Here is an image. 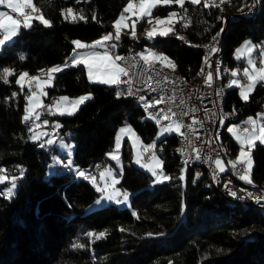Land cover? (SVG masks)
<instances>
[{
	"label": "trees",
	"instance_id": "16d2710c",
	"mask_svg": "<svg viewBox=\"0 0 264 264\" xmlns=\"http://www.w3.org/2000/svg\"><path fill=\"white\" fill-rule=\"evenodd\" d=\"M126 2L33 0L52 26L45 27L34 19L31 28L21 27L14 40L0 50V71L10 67L16 73L8 84L0 80V167L7 169L9 178L18 177L11 198L4 194L10 183L0 184V264H264V214L253 204L224 203L217 192L204 189L203 180L192 183L189 170L181 179L180 134L156 140L154 148L169 179L154 184L149 172L131 163L130 148L124 142L117 185L131 192L130 205L119 208L107 203L85 210L99 192L91 179L77 173L97 164L104 168L120 124L129 123L145 143L155 136L157 126L141 117L142 111L126 96L122 83H94L83 64L55 73L46 101L84 92H89L91 99L72 115L43 113L50 121H59L60 134L70 130L76 169L71 166L73 170L65 172L59 165L45 175L49 151L27 137L29 123L23 121V114L28 85L21 89L15 80L20 72L40 73L46 67L63 64L74 52L75 39L90 42L111 31ZM251 2L255 3L252 13L240 15ZM69 7L74 15L82 14L86 19H65ZM169 11L177 13V20L167 36L143 38L141 29L135 38L121 33L120 40H114L116 55L147 45L169 56L175 65L173 71L195 85L202 59L198 47L218 32L223 62L230 67L236 63L231 55L241 41L260 43L264 39V0H225L208 7L202 0L199 5L185 0L183 9L176 4L158 5L152 14ZM118 91L124 93L119 98ZM224 106L237 109L235 121L239 123L264 109V82L256 84L247 101L237 86L229 87ZM223 139L233 155L238 145L227 131ZM251 156V185L264 189V144L256 141ZM90 232L106 235L96 239L87 235Z\"/></svg>",
	"mask_w": 264,
	"mask_h": 264
},
{
	"label": "snow or ice",
	"instance_id": "6c2138e0",
	"mask_svg": "<svg viewBox=\"0 0 264 264\" xmlns=\"http://www.w3.org/2000/svg\"><path fill=\"white\" fill-rule=\"evenodd\" d=\"M77 3L80 2V0H76ZM190 2L194 5H199L201 0H190ZM225 0H220V3H224ZM172 4L178 5L181 9L185 6V0H138V3L136 0H129V3L126 7H124L123 12L120 14L119 18L114 22L113 28L115 29L114 33H107L103 35L100 39H97L91 44H85L82 43L79 40H74L73 44L75 45L76 49H91L92 51L88 52L87 55H78L75 51L71 56L68 57L67 60L62 65H56L53 67H50L46 70V79L41 80L38 76H30L27 72H20L17 76V79L15 80V83L17 85H20L21 89L24 87V83L27 78V84H28V92L29 95H27L28 100V107L25 108V114L23 116V121L25 123H29L30 121H33L32 127L29 129V131L33 132V135L31 136V139L36 140L38 139V135L35 132V129L39 127V125L35 124V120L40 119V114L36 112L35 110L37 108H46L49 114H55L53 112V109H55L56 112H58L60 115H72L74 114V111L78 109V107L83 104L86 100L91 99V96H81L76 100L69 101V98L67 96H61L58 100H56L52 105H44L41 102L40 97L42 95H46L44 92V87L47 85H50L52 80L54 79L55 73H58L60 71H63L64 68L69 66H77L80 64H83L84 67L88 70V78L92 82H98L103 84H109V85H117L119 86L121 83H128V95H132V88L131 84L132 81H122L121 76L128 77L130 75L128 69L125 67H121L119 61H124V57L119 55H112L109 52V47L114 48L115 45L111 44L109 45V42L112 40H120L121 38V26L124 25V27H127V24H125L126 19H130L131 15H136L137 20L132 21V37L135 38V25L136 23L142 19L145 16L150 17L148 20V23H152V11L155 7L158 5L160 6H171ZM0 6H4L7 9L10 10L11 13L15 14V17L11 15L8 11H0V50H2L7 44L11 43L14 38L19 34L21 27L23 28H31L33 26V20H39L41 24H43L45 27H51L52 23L50 20L45 19L43 14L41 13V10L36 7V5L33 3V0H0ZM209 6V0H205L204 7ZM216 7H219V4L215 5ZM247 6V5H246ZM222 10V9H221ZM243 11V9H241ZM34 13H39V15H33ZM128 13L129 16L126 17L124 14ZM71 17L73 21L80 19L85 20L86 18L81 14L79 16L73 14V9L71 7L67 8L65 19L68 17ZM177 17V13L175 11L169 12L167 14V17L165 19H161L159 16L155 17V24L156 25H170L173 23L174 19ZM22 18V19H21ZM96 17L93 16V19ZM183 18V17H182ZM187 25H185L186 27ZM173 29L170 27H164L162 29H153L151 31L147 32V36L149 38H153L156 35L160 36H167L169 32H171ZM221 32L223 29L220 30ZM220 35V33H217L216 37H213V40L215 41L217 37ZM180 39H183V37H179ZM210 47V50L212 53H215L217 51V48L215 46H206ZM255 45L252 44L250 41H246L243 49H237V59H240V52L246 51L248 53V59H247V67L243 69V75L247 78L249 83L246 86L241 87L240 96L245 101L248 100V95L254 90L256 84L258 82H264V51L260 52V66H256V61L251 58V54L255 49ZM104 49L103 52L96 51L95 49ZM21 59H24V57H20ZM150 58H153L155 60H159L162 62H167V65H171L173 68L175 67L174 64H172V61L167 56H161L153 52H148L147 55L141 54L140 59L144 61L145 64V71H151L152 69L149 67L150 64ZM205 62L207 63V58H205ZM164 65V66H167ZM210 66V65H209ZM203 72V70H202ZM45 74V70H41V75ZM220 69H216V75L219 77ZM16 75L15 71L11 69L10 67H4L2 68V71H0V80L3 81V83L8 84L9 77ZM231 75L233 77L238 75L237 71H232ZM213 79V75L211 72L207 74L206 83L209 85L211 84V81ZM231 84L238 85L239 81L233 80L231 81ZM124 93L118 91L116 92L117 98L122 96ZM13 97L16 96V93L14 92L12 94ZM141 100H146V97H140ZM164 101V97H160L159 99L151 102V103H145V111H147L149 108L154 107L156 105H159ZM35 113V115H34ZM159 115V113H157ZM174 115V114H173ZM153 119H156V116H152ZM164 119H168L169 117L165 115L163 117ZM264 118V117H262ZM159 123V121H157ZM195 122V121H194ZM46 123V122H45ZM246 124L252 125L251 130L249 128L243 129V134L236 135V139L240 143V149H239V155L235 160L228 161V164L231 166L232 169L237 170V175L239 176L240 180L245 181L248 184H253V180L251 179V170L253 168V159L251 156V151L255 147V142L259 141L261 144H264V126H260L259 131L257 132V129L255 127L256 122L252 118H249L246 122ZM56 127H59V125H56ZM181 127H183L182 124L178 122H174V128L175 131L178 133L180 132ZM173 129V125H169L167 129H164L162 131H171ZM228 131L236 134L238 131L235 129V127H229ZM129 132L132 133L133 136H135V133L132 132V129L130 127H124L120 129V133ZM139 141V137H136V142ZM45 143L48 145L53 144L52 139H48ZM121 147L120 143V136H117L116 138V150H118ZM155 147L154 144H149L146 147H144V152H151V150ZM111 159L116 160L119 162V156L118 154H109ZM142 157H138L136 159V163L141 164ZM215 164L217 169L220 172L226 171V168L224 166V163L222 160L217 159L215 160ZM71 165V162L69 161V165ZM238 165H244L243 169H238ZM162 161L153 153L149 161L147 163L141 164V167L148 168L153 176H156L159 180L161 176H163L162 171L158 173L156 171V168H161ZM21 170V174H22ZM107 172L108 176H111L112 173L110 170H105ZM7 169L4 167H0V184H4L5 182L10 183V187L8 189V198H11L14 189L17 187L16 180L18 177L12 176L9 178V176L6 174ZM81 177H84L85 179H91L92 182L96 183V177H89L86 176L83 171H80L78 173ZM105 173L100 174L101 180L104 179ZM164 180H168V176H163ZM181 179H183V176H181ZM119 183L118 180L113 179L112 184ZM96 190L98 192H101L103 194V198H107L109 200L114 199V195L108 194L107 187H99L97 186ZM120 193H116V195H119ZM231 195L233 197L236 196V192H232ZM251 195V193H249ZM124 200L128 199V194L123 193ZM120 202V201H117ZM99 203V201H97ZM89 237H95L96 239H100L104 237L106 234L104 232L99 233L98 235L96 233H88ZM149 236L152 234L149 233ZM77 247H83L82 245H76Z\"/></svg>",
	"mask_w": 264,
	"mask_h": 264
},
{
	"label": "built area",
	"instance_id": "2783aa9c",
	"mask_svg": "<svg viewBox=\"0 0 264 264\" xmlns=\"http://www.w3.org/2000/svg\"><path fill=\"white\" fill-rule=\"evenodd\" d=\"M36 7L39 8L38 5ZM9 13L15 17V14L11 13L10 10ZM33 15H39V13H34ZM215 44L216 40L207 46H215ZM206 48L207 67L203 86L180 83L174 75L158 69L153 62L149 64L152 70L145 71L146 66L144 61L140 59V50L129 49L125 51L121 55L125 59L124 61H119V64L121 67L128 69L130 75L128 77L121 76V80H131L133 92L132 95L126 96L131 98L132 96L144 95L146 97L145 103H151L160 97H164L162 103L153 107V112L158 120L162 121V125H168L172 120L183 125L181 129L184 135L185 155L182 162L185 164V172L188 170L191 172L192 183H195L199 176L202 175L192 170V163L201 162L211 166V179L208 180L207 186L218 185L219 192H223L226 200L244 198L247 201L264 203V189L240 180L237 170L232 169L228 164V161L234 160L232 153L231 156H223L219 152L216 130H225L226 132V124L230 121H235L239 113L237 109L236 111L217 110L218 86L223 83V77L220 74L217 77L214 53L211 52L210 47ZM261 49L259 48L256 53V62L259 66ZM108 50L112 55H116L114 48L109 47ZM209 72L213 75L210 85L206 83ZM238 78L242 83L248 81L243 74H240ZM122 84L124 85V83ZM160 107L172 109V116H168V119L159 117L157 113H159ZM262 125L264 126V119L262 120ZM244 128H249L250 130L248 124L240 122V130L243 131ZM145 157L148 158V155ZM217 159L223 161L226 171L220 172L217 169L215 164ZM237 167L238 169H243V165H238ZM102 168V165L97 164L90 166L83 172L86 176L94 177L96 171ZM63 170H73V168L64 165ZM78 173L77 175H79ZM230 178H238V185H230ZM232 192H236L235 197L231 195Z\"/></svg>",
	"mask_w": 264,
	"mask_h": 264
},
{
	"label": "rangeland",
	"instance_id": "374dc122",
	"mask_svg": "<svg viewBox=\"0 0 264 264\" xmlns=\"http://www.w3.org/2000/svg\"><path fill=\"white\" fill-rule=\"evenodd\" d=\"M202 1L205 3V0H202ZM136 2L138 3V0H136ZM219 2H220V0H209V3H219ZM128 3H129V0H127V2L125 3L124 7H126ZM124 7H123V9H124ZM123 9L118 14V16L116 17V19L113 21V24L119 18L120 14L123 12ZM169 12H172V11H169ZM168 13L162 14V15H153L152 14V17H151L152 23H148V20L150 19V17H148V16L143 17L142 19H140L136 23V25H135V33L137 32V29H141V37L148 38L149 39V37L147 36V32L153 30L154 28L157 29V30L162 29L164 27H170V28L174 29V26H175V22L177 20V17L174 19L173 23L170 24V25H159L158 26V25L155 24V19H154L155 17L159 16L161 19H165L167 17V14ZM124 15L126 17L129 16L128 13H125ZM143 19H144V21L142 22ZM135 20H137V16L136 15H131V18L130 19H126L124 23L127 24V27H124V25H122L121 26V33L127 32V33H130L131 34L132 33V30H133L132 29V21H135ZM113 24H112V28H113ZM114 31H115V29L113 28L111 31H109L107 33H114ZM107 33H105V34H107ZM105 34H103V35H105ZM103 35H101L100 37H97V38L91 40L90 41V44L93 43L94 41H96L97 39H100ZM156 36H158V35H156ZM156 36H154V37H156ZM75 40H79V39H75ZM79 41H81L82 43H84V41H82V40H79ZM246 41H250V42H252L253 45L256 46L255 49H254V51L251 54V58L254 59L255 61H256V53H257V50L259 48H262L261 50L264 51V39L260 43H257L255 41H252L250 39H244L243 41H241V43H239L235 47V49L233 50V53L231 55V57L235 60L236 63H235L234 66H232V67L229 68V81H230V84H231V81H233V80L239 81V78H238L239 75L240 74H243V69L248 66L247 65V59L249 57H248V53L246 51H241L240 52L241 58L240 59H237V49H243V46H244V44H245ZM111 44L116 45V42L114 40H112V41L109 42V45H111ZM73 48H74V51L76 52L77 49L75 48V45L74 44H73ZM114 49H115V47H114ZM95 50H102V51H99V52H103L104 51V49H99V48L98 49H95ZM150 51L153 52V53H156L158 55H161V56H167L165 53L157 52V51L151 49L147 45H144L140 49V53L141 54H144V55H147L148 52H150ZM117 55H119V54H117ZM167 57L172 61V59L169 56H167ZM150 62H153L155 64H158V65L166 68L169 71H173V67L171 65H167V62H162V61H159V60H155L153 58H150ZM172 64H173V61H172ZM56 65H62V64H55V65L46 67L45 74L44 75H41V72L40 73H33V74H30L29 73V75L30 76H38V77L41 78V80L46 79L47 78V76H46V70L48 68L53 67V66H56ZM164 65H167V66H164ZM256 66L259 67V65L257 64V62H256ZM232 71H237L238 72V75L235 76V77H233L231 75V72ZM24 72H26V71H24ZM86 72H87L86 74H87V77H88V70L87 69H86ZM26 81H27V78H26ZM26 81H25L24 84H27ZM52 82H53V80H52ZM52 82H51V84H52ZM241 83L242 82L239 81V86L238 85L231 84L232 86H237L239 95H240L241 87L242 86H246L249 83V81H247L246 83H242V84ZM50 85L45 86L44 89H43L44 92L46 93V95H47V87H49ZM27 95H29V92H28ZM27 95H26V102H25V106H24V114H25V108L28 107ZM46 95H42L40 97V99H41L42 104L49 105V106L52 105L61 96H67L69 98V101L76 100V99H78L81 96H86V95L87 96H91V94L89 92L80 93V94L75 95V96L59 95V96H57L55 98H52V100L50 102H47L46 101ZM77 110H75L74 113ZM35 111L40 114V119L34 121L35 124L39 125V127H37L35 129V132H36V134L38 135L39 138L36 139V140L31 139V136L33 135V132L29 131V129L32 127L33 121H30V123L27 125V137H28L29 140H31L33 142H37V146L38 147H42L43 149H46V150L49 151L50 161H49L48 166L46 168L45 175L47 176L50 173L54 172L55 169H56V167L59 166V165L68 166L69 165V161L71 162V165L69 167L72 166L74 169H76V166L72 163V153H73V148H74V142L72 141V139H70V130H67L65 133H61L60 134L58 132V130H57L58 127H56V125H59L60 126L59 121L57 119H54V120L50 121L47 116H44L43 115L44 111H47L46 108H43V107L37 108ZM53 112L55 114H51V115L63 116V115H60L58 112H56L55 109H53ZM24 114H23V116H24ZM34 115H35V113H34ZM64 115H67V114H64ZM262 117H264V109H260L255 114H251V115L246 116L242 121L243 122H246L249 118H252L253 120H255V122H256L255 127H256L257 132H258L260 126H263L262 125V120L264 118H262ZM174 122H176V121L175 120H172L171 122L168 123V125L166 127H158L157 130H156L155 136L148 143L143 142V140L141 139V137L138 135V133L135 131V129L129 123L120 124L117 127V129H116V132H115V135H114L113 145H112L111 149L108 150L107 153H106L108 162L105 163L104 164V168L102 170L98 171V173L96 174V176H95L96 177V183L94 184L92 182V180H91L92 184L96 188H97V186H99V187H107L108 194L114 195V199L109 200L107 198H103V194L101 192H99L97 198H95L91 203H89L86 206L85 210L88 211V210H91L93 208H96V207H100L102 205H105L107 203H113L114 205H116V207H119V208L120 207H123V206H129L130 205L129 199H130V193L131 192L128 191L127 189L120 188L117 185V183L114 184V185L112 184L113 179L119 181V179L121 177V170H122V148H123L124 142H127L128 145H129L130 152H131V155H130V161H131V163L133 165H135L137 167H140L141 169L149 172L152 175V172L148 168L141 167V164L147 163L149 161L150 156L153 153L160 160H161V158H160L158 152L155 150V148H153L151 150V152H144V147H146L149 144H154L155 145L156 140L159 139V138H161V137H163L164 135H168V134H171V133H176V134H180L181 135V129H180V132L179 133L177 131H175ZM169 125H173V129L171 131H162L164 129H167L169 127ZM249 126H250V130H251L252 125H249ZM124 127H130L132 129V132L135 133V136H133L132 133H129V132H125L123 134L120 133V129L121 128H124ZM229 127H235V129L238 130L236 132V134H233V133L229 132L228 131V128ZM226 128H227L226 130L228 131V133L240 145L239 141L236 139V135L243 134V131L240 130V123L237 122V121H230L226 125ZM117 136H120V143H121V147L118 150V152L116 150V138H117ZM136 137H139V141L138 142H136ZM48 139H52L53 140V144L48 145L47 143H45ZM239 149H240V147L238 148L237 153L234 155V160L239 155ZM110 153L118 154V156H119V162L116 161V160L111 159V157L109 155ZM146 155H148V158L145 157ZM138 157H142L141 164H138V163L135 162ZM232 157H233V155H232ZM243 167H244V165H243ZM106 169L111 171V173H112L111 176H108L107 175V172L105 171ZM156 171L158 173H160L162 171L163 176H168L167 174H165L163 172L162 166H161V168H156ZM184 172L185 171H181L180 170L179 176L180 177L183 176V178H184ZM101 173H105V176H104V179L103 180H101V178H100V174ZM163 176H161L159 180L157 179L156 176H153V180H152L151 184L164 181ZM9 187L4 189V194L7 197H8L7 194H8ZM116 193H120V194L119 195H116ZM123 193H127L128 194V199L127 200H124ZM97 201H99V203H97ZM117 201H120V202H117Z\"/></svg>",
	"mask_w": 264,
	"mask_h": 264
},
{
	"label": "bare ground",
	"instance_id": "6f19581e",
	"mask_svg": "<svg viewBox=\"0 0 264 264\" xmlns=\"http://www.w3.org/2000/svg\"><path fill=\"white\" fill-rule=\"evenodd\" d=\"M254 8H255V3L251 2L249 4L248 8H246L244 11H242L240 13V15L248 16L252 13ZM212 42H214L213 38L208 43H205L204 45L198 47L201 50L202 59H201L200 66H199V70H200L199 79H198L197 83L195 84V86H203V84L205 82L206 67H207V63L205 62V58H207L206 57V55H207L206 46L211 44ZM215 47L217 48V51L214 53L216 67L220 69V76L223 77V83H221L218 86L217 110L218 111H225V110L226 111H234V110L226 109L224 106L225 94H226L227 90L229 89V82L228 81H229V68H230V66L227 63L223 62V58H224L223 54L224 53H223V49L221 46V36L220 35L216 39ZM156 65H157L158 69L163 70L167 74L174 75L180 83H186V81L180 75L176 74L174 71H169L166 68H164L158 64H156ZM202 70H203V72H202ZM124 87L126 88V95H128L127 92H128L129 84L124 83ZM131 88H132V84H131ZM140 97H145V96L144 95H137V96H132L129 99L132 100L134 103H136L137 106L139 107V109L142 111L143 115L141 117L143 119L144 118L151 119L153 121V123L156 124L157 128L158 127H166L167 125H162V121L158 120L157 117H156V119L152 118V116H156L153 112V107H151L147 111H145V105H144L145 100H141ZM165 115L172 116V109H167V107H160L159 108V117H164ZM157 121H159V123ZM224 133H225V130H216V139L218 141L219 152H221V155H223V156H230V152H229V149L227 147V143L224 141L225 139H223ZM179 153H180V158H181V162H182L184 155H185V143H184V135H183L182 129H181V135H180V139H179ZM181 168H182L181 171H185V164H183V162H182ZM192 170L202 174L199 176V178L196 180V182L203 180L204 189L207 191H211V192H213V191L217 192L220 195L221 200L224 203L232 204L235 201H241V202H244L248 205L253 204L254 206H256L261 211V213L264 214V203L263 202L247 201V199H244V198H237L235 200H226L225 197L223 196V192H219V186L218 185H208L207 186L208 180L211 179V166L210 165H205L204 163H201V162H193L192 163ZM65 172H70V170H65ZM230 185H238V179L237 178H230Z\"/></svg>",
	"mask_w": 264,
	"mask_h": 264
},
{
	"label": "crops",
	"instance_id": "0c3cea01",
	"mask_svg": "<svg viewBox=\"0 0 264 264\" xmlns=\"http://www.w3.org/2000/svg\"><path fill=\"white\" fill-rule=\"evenodd\" d=\"M0 11H8L9 12V9H7L6 7H4V6H0ZM85 44H90V42H84ZM90 51H92L91 49H77L76 50V53L78 54V55H87L88 54V52H90ZM96 51H102V50H96ZM117 63H119V62H117ZM240 65V64H239ZM84 66V65H83ZM86 70V69H85ZM87 73V72H86ZM229 82V87H232V85L230 84V81H228ZM242 121V120H241ZM243 122V121H242ZM228 124V123H227ZM226 124V125H227ZM227 129V128H226ZM227 131V130H226ZM227 134L228 135H230L229 133H228V131H227ZM230 137L233 139V137L230 135ZM234 140V139H233ZM234 142L238 145V148L240 147V145L234 140ZM238 148L236 149V151L233 153V157H234V155L237 153V150H238ZM238 179V178H237Z\"/></svg>",
	"mask_w": 264,
	"mask_h": 264
}]
</instances>
